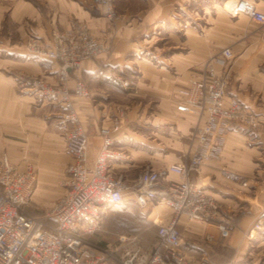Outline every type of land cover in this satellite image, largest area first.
Returning <instances> with one entry per match:
<instances>
[{
    "label": "crops",
    "instance_id": "0c3cea01",
    "mask_svg": "<svg viewBox=\"0 0 264 264\" xmlns=\"http://www.w3.org/2000/svg\"><path fill=\"white\" fill-rule=\"evenodd\" d=\"M40 1L37 8L28 0H0V30L6 24L8 28L16 26L21 30L24 18L29 25L23 33L18 32L16 39L13 34L4 35L0 31V139L2 134H8L12 138L8 140L20 141L26 134L30 141H38L35 149L46 162H42L41 168L44 185L37 182L34 194L39 188L44 194L42 199L48 203L55 200L56 183L65 174L71 158L65 149L61 126V132L57 131L46 119L60 115V104L51 99L44 102L48 107L34 106L31 92L20 95L10 78V73L23 71L56 82L59 62L37 54L30 44L25 46L30 34L42 46L52 48V27L58 25L61 30H69L72 19L78 18L88 25L93 35L110 40V51L82 61L71 71L68 85L72 89L75 80L80 79L90 91L88 97L72 96L88 136L89 165L102 143L100 128L111 127L118 117L119 125L110 135L115 146L125 151L126 158L113 161L111 171L125 182L134 181L146 166L162 171L170 163L187 159L194 145L190 136L198 119L195 114L176 109L180 91L188 87L189 78L201 69L208 56L230 45L236 55L225 100L238 99L260 117L261 123L250 129L230 120L221 156L209 160L190 175L193 182L204 186L217 199L222 214L229 218L230 231L222 237L216 221L189 219L185 215L178 217L177 227L181 233V250L189 259L207 256L211 264H264V231L250 232L255 223L264 227V26L256 30L259 23L253 20L248 24L247 36L232 34L231 25L240 26V17L248 16H230L225 10L217 9L204 33L187 29L186 53L163 54L165 48L157 46L153 59L146 55L152 42L158 39L157 34L168 21L173 22L175 9L184 11L189 0H136L140 5L135 4L134 10L122 6L114 25L94 16L87 0ZM118 1L123 4L128 0ZM249 1L264 11V0ZM4 11L9 12L5 24ZM170 40L176 43V39ZM110 68L124 75L138 73L135 91L113 84L108 79ZM15 147L13 144V150ZM7 156L13 162L11 157L15 154L7 151ZM224 169L240 174L247 185L226 177ZM177 178L175 173L166 171L160 185ZM48 190L54 192H44ZM64 191L63 187L59 197ZM131 204L132 200L127 198L124 204L107 208L101 223L110 209L129 208ZM150 208L147 220L166 222L171 216L170 207L160 198L146 207Z\"/></svg>",
    "mask_w": 264,
    "mask_h": 264
},
{
    "label": "built area",
    "instance_id": "2783aa9c",
    "mask_svg": "<svg viewBox=\"0 0 264 264\" xmlns=\"http://www.w3.org/2000/svg\"><path fill=\"white\" fill-rule=\"evenodd\" d=\"M108 20L116 18L113 0H91ZM232 15L245 14L264 24V11L249 0H233L228 5ZM53 47L47 48L33 40L32 50L42 56L60 61L57 83L51 84L42 77L25 75L23 83L30 87L37 100L55 99L61 106L59 121L65 130V149L70 155L63 182L64 193L54 202L45 216L26 211L35 191V172L28 165L20 166L0 154V264H211L207 256L189 259L181 250V233L177 219L214 220L222 237L230 231L228 216L220 210L217 199L204 187L190 179L192 172L211 159L221 156L228 123L237 121L255 129L260 117L236 98L225 100L226 88L232 75L235 52L224 47L210 56L188 87L180 91L176 104L180 112L197 116L190 139L194 143L187 159L170 163L165 170L144 167L132 182H125L111 171L113 161L124 160L126 153L115 146L111 131L119 125L115 117L111 127H101L102 143L91 165L88 164V136L75 109L72 96L88 97L87 85L76 80L70 89V71L82 61L107 52L109 45L93 35L81 20L71 23L69 30H52ZM110 80L123 89L131 88L130 81L119 73H109ZM203 120L199 124L200 120ZM175 173L177 179H168L161 186L166 172ZM226 177L247 185L240 174L223 170ZM129 198L139 207L153 205L160 198L171 209L166 222L157 224L156 244L151 251L140 247L126 248L101 246L86 237L94 235L109 207L119 206ZM251 231H264L255 223ZM121 249L116 257L114 251ZM108 259V261H106Z\"/></svg>",
    "mask_w": 264,
    "mask_h": 264
},
{
    "label": "rangeland",
    "instance_id": "374dc122",
    "mask_svg": "<svg viewBox=\"0 0 264 264\" xmlns=\"http://www.w3.org/2000/svg\"><path fill=\"white\" fill-rule=\"evenodd\" d=\"M28 1H30L37 8H40V5H41L40 0H28ZM231 1H233V0H189L188 2H186L184 11L176 8L175 14H172L174 23L168 21L166 23V26L164 28L160 29V32L157 34L158 39L156 41L152 42V45L149 48L150 51L148 53H146V55L149 57H152L154 59L153 56L156 54V48L155 47H157V46L160 48H162V47L165 48V51L163 52V54H168V53L170 54L172 52H178V51L181 53H186V38L189 36L187 29L195 28L196 32L198 31L199 33H204L205 28L206 27L209 28L210 25L212 24L211 17L214 15V13L217 9L223 10V11L225 10L230 16H237L238 14L232 15L227 10L228 5ZM87 3L90 6L89 8L91 9V12L94 16L102 17L106 20L107 24L114 25L116 20H118V18L120 17V11L122 9V6L124 7L126 5L129 7L130 10H134L136 0H128L127 2H125L123 4L120 3L118 0H113V5L115 6L117 16L112 21L108 20L105 16H103L102 13L100 12L99 8L92 5L91 0H87ZM0 5H2V4H0ZM3 5L4 6H11V4H7V3H4ZM136 5L139 6L140 4L138 3ZM223 14L225 16H227V14L225 12H223ZM8 16H9V12L4 11V17L2 19L4 24L7 21ZM75 20H80V19L73 18L71 23ZM231 20H234V19L231 18ZM240 20L242 21V23H240V26L231 25L232 29H229V31L232 30V34L233 33L236 35L240 34L241 37L242 36L244 37V36H247L249 34L248 24L251 21L253 22V20L250 19L249 17H245V16H241ZM82 22H84V21H82ZM22 24H23L22 25L23 28H21V30H20V28H18L16 26H13V27L10 26L8 28L6 26L7 25L6 24V25H4V27L0 31H2L4 33V35H6V33L9 32V33L13 34L14 38L16 39L19 31H22V33H23L24 28L27 30V28L29 26L27 18H24L22 20ZM262 26H264V24H259V26L256 27L257 28L256 30L259 31V29ZM52 28L61 30L58 25H54ZM155 31H157V30H155ZM155 31H154V33H155ZM260 32H262V31L260 30ZM170 33H171V35H170ZM30 36H31V38H29L25 42V44H24L25 46L28 44H31L33 40H37V38H35L33 35L30 34ZM168 36H170V37L168 38ZM171 36H173V37H171ZM228 37H230V36H228ZM170 38L176 39V43L173 41L171 42ZM52 39H53V37H52ZM99 39L105 41L107 43V45H109V49L107 50V52H102L100 54L108 53L111 49L110 40L107 38H99ZM224 47H230V45H227ZM224 47H222V48H224ZM222 48L217 49L214 53H216L218 50H221ZM158 50L160 51V49H158ZM214 53H212L210 56H212ZM100 54H98V55H100ZM210 56H208L207 59ZM57 62H59V67H60V61H57ZM73 70H75V69H73ZM73 70H71V71H73ZM110 72L111 73H119L124 78L129 80L130 84H131V88L126 89V90H129L132 92L135 91L136 84L138 82V76H137L138 73H131L130 75H124V74L120 73L119 71H116L115 69H111V68L107 69V73H110ZM27 74L32 75L29 73H27ZM27 74L24 73L23 71H15V72L10 73V78L12 79L14 84L16 85V87H17L16 90L20 95L27 94L28 92H31V94L35 98V95H34L32 89L23 83V78ZM33 76H39V77H42L44 80H46L43 76L38 75V74L37 75L33 74ZM190 78H189V80H190ZM108 79L110 80V76H108ZM46 81L51 83V84H56L57 78H56L55 83L50 82L48 80H46ZM188 84H189V81H188ZM88 90H89V88H88ZM89 94H90V91H89ZM34 100H35L34 106L38 107V106H41L42 104H45L46 101H48V100L50 101L51 99L49 97V99L44 100V101L43 100H37L36 98ZM53 100L55 102L57 101L55 99H53ZM45 106L48 107V105H46V104H45ZM51 110H52V108H51ZM59 111H60L59 113L61 114L62 110H59ZM59 116L60 115H58L57 118L50 116V117H47L46 119L48 122H52L53 125L56 126L57 131L61 132V129H62L63 135L65 136V130L62 127H60L61 125H60V121H59ZM44 117H46V116L44 115ZM1 136L2 137L0 139V153L1 154L5 153L6 155H7V151H9L10 155H11V153H14L15 157H11V158H13V162L20 165V166H25V165L28 166L29 165L35 172V176H36L35 177L36 178L35 179V187L37 185V182H39L41 184L42 176H43L42 175L43 171L41 168H42V164L46 162V158L39 156V153L35 149L36 144H38V141H35V142L30 141L29 139H27L26 134H25L26 138L25 139L21 138L20 141L8 140V139H12V138H9L10 136L8 134H2ZM13 144H16V147L14 150H13ZM11 149H12V151H11ZM39 175H40V177H39ZM61 175H62V173H61ZM65 176H66V172H65V174H63V176H61L62 178L60 177V179L58 180V183H56L57 184L56 188L58 191L57 198L59 197V195L63 191V187H64L63 182L65 180ZM43 182H42V185H44ZM45 185L49 186L48 184H45ZM42 192L43 191L42 190L40 191V189L38 188L37 191L35 192V194L32 196L29 204H27V206L25 207L26 211H28L32 215L45 216L48 209L50 207H52L54 202L57 200V198H56L51 203L46 202L44 199H42V198H44V197H42V196H44V194ZM44 192L52 193V192H54V190H52V191L48 190V191H44ZM150 210H151V208L150 209H146V207L142 208V207H139L138 205H135L133 203L129 206V208L128 207L127 208L116 207L114 209H110V211L108 212V214L106 215V217L104 218L102 223L100 224L99 230L97 232H95L94 235H88L86 238L92 242L98 243L101 246H105L106 244L113 243V244H110L111 249H112V248L121 247V245L119 244L118 234H125L126 237L128 238V240L121 242L123 246H125L126 248L140 247L142 250L149 252V251L153 250V248L155 246L154 244H156V241H157V237H156L157 224L162 222V221H160V219L154 220L156 223L154 221L147 220V216L150 213ZM121 249H122V247H121ZM121 249L114 251V253L116 254V257H119V255L121 254V252H122ZM106 261H108V259Z\"/></svg>",
    "mask_w": 264,
    "mask_h": 264
}]
</instances>
